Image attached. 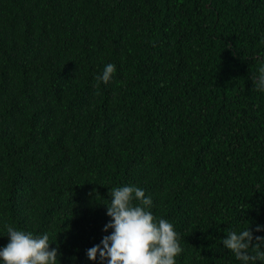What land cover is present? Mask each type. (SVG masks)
Returning <instances> with one entry per match:
<instances>
[{
  "label": "trees",
  "instance_id": "trees-1",
  "mask_svg": "<svg viewBox=\"0 0 264 264\" xmlns=\"http://www.w3.org/2000/svg\"><path fill=\"white\" fill-rule=\"evenodd\" d=\"M262 39L264 0H0V246L10 224L98 264L110 193L135 185L176 264H241L222 240L264 236Z\"/></svg>",
  "mask_w": 264,
  "mask_h": 264
},
{
  "label": "clouds",
  "instance_id": "clouds-1",
  "mask_svg": "<svg viewBox=\"0 0 264 264\" xmlns=\"http://www.w3.org/2000/svg\"><path fill=\"white\" fill-rule=\"evenodd\" d=\"M115 71L116 66L108 63L97 80L107 84ZM253 83L264 92V67ZM110 196L106 214L111 219L103 231H112L87 250L88 259L98 264H176V257L183 252L178 234L172 223L154 218L150 211L152 198L135 185L115 187ZM3 228L9 242L0 246V264H57L60 253L58 248H50L48 233L34 235L10 224ZM254 231L264 232V224H256ZM222 245L241 264H264V236L254 237L250 227L228 232Z\"/></svg>",
  "mask_w": 264,
  "mask_h": 264
}]
</instances>
